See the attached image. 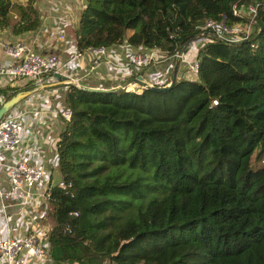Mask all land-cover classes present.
<instances>
[{"label": "trees", "instance_id": "trees-1", "mask_svg": "<svg viewBox=\"0 0 264 264\" xmlns=\"http://www.w3.org/2000/svg\"><path fill=\"white\" fill-rule=\"evenodd\" d=\"M248 1L254 13L239 10ZM209 19L245 30L207 31L188 79L175 54ZM40 22L38 0H0V29ZM73 39L159 48L181 68L140 93L68 85L55 152L65 188L41 218L52 263L264 264V0H85Z\"/></svg>", "mask_w": 264, "mask_h": 264}, {"label": "built area", "instance_id": "built-area-1", "mask_svg": "<svg viewBox=\"0 0 264 264\" xmlns=\"http://www.w3.org/2000/svg\"><path fill=\"white\" fill-rule=\"evenodd\" d=\"M74 1L81 4L82 7L85 4L83 0ZM58 4H60L59 0H50L49 2L50 8L56 7ZM233 10L237 13L235 9ZM248 11L255 12L253 4L249 6ZM200 29V34L188 44L187 51H178L175 54L176 62L178 61L184 66V76L188 79L196 78L198 74L196 50L199 44L206 41L205 33L207 31L212 32L218 38L225 39L235 38L239 32L238 29L230 28L222 21L211 19L206 20ZM44 33L45 31H40L39 27L36 31L31 32L28 39L14 42L0 41L2 50L0 52V89H7L13 83L21 82L22 86L29 87L30 92L27 100L20 101L0 118V174H2L0 177V216L7 226H9L8 204L14 202L27 206L30 198L35 195L34 188L45 175L44 166L33 160L38 152V146H27V142L32 140L30 137L32 136L31 128L34 130V126H37L38 123L33 121L35 117L39 121L40 115L49 111L52 115L59 117L64 124V121L70 119L72 115L70 108L64 105V93L68 85L73 84L88 89H105L103 86L95 87L86 82L83 83L101 64L114 69L113 76L118 80L117 89L140 93L154 84H161L157 82L161 79L158 78L159 76L123 80L120 73L127 67L133 68L134 73H137L142 68L157 64L167 57V54L159 48L143 47L130 52L123 62L119 59L115 62L109 57V47L88 46L85 49H79L73 39L74 51L69 57L61 59L55 53H43L37 49V41ZM56 37L59 42L65 41L63 32L57 33ZM127 46L128 44L125 42L123 46L117 48L125 51ZM117 54L121 58L119 52ZM84 57L89 60L87 71L77 76H70L68 74L70 63L82 61ZM108 79H110V75H108ZM2 95L0 93V98ZM50 100H54L53 108L48 107ZM28 117H31L32 121L28 120ZM54 158L56 162V153ZM55 185L65 188V183L61 179L54 184L49 183L45 186L41 197L48 200L51 189ZM39 229L40 227L33 228L20 236L0 237L2 264H27L29 258L50 260L47 239L43 232H39Z\"/></svg>", "mask_w": 264, "mask_h": 264}, {"label": "crops", "instance_id": "crops-1", "mask_svg": "<svg viewBox=\"0 0 264 264\" xmlns=\"http://www.w3.org/2000/svg\"><path fill=\"white\" fill-rule=\"evenodd\" d=\"M49 2L50 0H38L41 18L40 31L44 30L45 33L38 39L37 49L43 53H55L57 56H59V58L65 59L69 57L74 51V44L72 40L74 37L75 29L78 26L79 14L83 7L81 4H78L74 0H59L60 4H58L56 7L50 8ZM59 32H63L65 34L64 42H59L56 39V34ZM131 33L132 31H128L127 35L129 36ZM30 34L31 32L15 34L10 28H4L0 29V41L14 42L17 40L28 39ZM1 51L2 50L0 49V52ZM110 51L114 53V56L112 58L110 57V59L115 62L120 59L118 57L117 52H119L121 58L123 57V50H119L117 47L110 48L109 52ZM88 62L89 60L84 57L82 61L70 63V69H68V74L70 76H77L79 74L85 73L89 66ZM156 65L150 66L144 70L137 71L141 72L138 77L141 79L149 78L151 76L150 73L153 70V67L156 68V71L159 70V74L157 75V77L159 76L158 78L161 79H159L157 82L161 84L168 83V81H172L174 76L179 77V70L181 67H179L178 64L173 65V69H170V66L165 67V64L161 62L158 63L157 66ZM113 72V68L109 67L108 65L101 64V66L96 69L94 73L88 78L91 77L94 80L101 81L105 83V85H96L94 80L90 81L88 78L84 80L83 83L86 82L95 87L109 86L111 87V89L116 90L118 80H116L113 76ZM134 72L135 70L131 67L122 69L120 73L121 78L123 80L128 79V76ZM108 75H110V79H108ZM21 84V82L13 83L11 86L7 87V89L5 90L6 93H3V95L9 96V92L13 93L16 90H23L29 88L27 86H22ZM27 98L28 97H26L25 99L27 100ZM53 101H49V108L54 107ZM35 108L37 109L38 106ZM30 118L31 117H28V120ZM33 121L38 123L37 126H34V130L33 128H31L32 136L30 137H32V140L27 142V146H38V152L33 157V160L44 166L45 175L42 181L34 188L35 195L30 198L27 206H22L14 202H10L8 204L7 219L9 226L5 224V221L0 216V237L2 238L7 237L8 235H24L28 232V230H33V228L39 227V232L44 233L46 229L52 226L50 222H48V224L44 222L46 219L41 220V218L45 216L44 214L45 212H47V209L49 207V204H47V200L44 197L42 198L41 195L47 184H54L61 179V175L54 157L56 152V141L64 128V124L63 121L59 119V117L52 115L49 111L46 114L40 115L39 121L36 117ZM0 177H2V174H0ZM0 264H2L1 258ZM27 264L53 263L51 259L48 260L39 258H29L27 260Z\"/></svg>", "mask_w": 264, "mask_h": 264}, {"label": "rangeland", "instance_id": "rangeland-1", "mask_svg": "<svg viewBox=\"0 0 264 264\" xmlns=\"http://www.w3.org/2000/svg\"><path fill=\"white\" fill-rule=\"evenodd\" d=\"M21 2H24V0H21ZM249 6H251V3L248 1V2H243V3H239V10H241V9H245V10H247L248 8H249ZM238 30H239V32H243V30H245V26H241L240 28H238ZM134 49L133 48H131V46H128V48L125 50V51H123V53H122V55H123V57L122 58H120L119 59V61H121V62H123L124 61V58L130 53V52H132ZM114 56V53L112 52V51H110L109 52V57H113ZM154 65H156V64H151L150 66H154ZM149 66V67H150ZM146 68H148V67H146ZM162 72V71H161ZM150 74H152V75H158L159 74V70H158V72H156V68L155 67H153V70L151 71V73ZM90 81H93L94 79L93 78H88ZM95 81V84L96 85H105V83H103V82H101V81H98V80H94ZM18 89V88H17ZM22 91H25V89H23V90H19L18 92H22ZM17 92V93H18ZM16 94V93H15ZM13 96V95H12ZM8 96L7 95H2V97L0 98V103L1 102H3V101H5V100H7L8 98H7ZM11 97V96H10ZM9 97V98H10Z\"/></svg>", "mask_w": 264, "mask_h": 264}, {"label": "water", "instance_id": "water-1", "mask_svg": "<svg viewBox=\"0 0 264 264\" xmlns=\"http://www.w3.org/2000/svg\"><path fill=\"white\" fill-rule=\"evenodd\" d=\"M182 47L179 51H181ZM174 82V79L171 81L170 85L168 87H160L158 89H166L169 88ZM79 87L78 85H76ZM81 88V87H79ZM91 90V89H90ZM93 90V89H92ZM30 94L29 90L18 92L15 95L11 96L7 100L0 103V118L14 105L19 103L20 101L24 100L28 95Z\"/></svg>", "mask_w": 264, "mask_h": 264}]
</instances>
